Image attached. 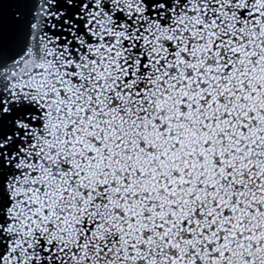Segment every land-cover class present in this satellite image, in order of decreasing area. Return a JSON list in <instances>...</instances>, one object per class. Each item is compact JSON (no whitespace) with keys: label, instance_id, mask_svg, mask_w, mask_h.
I'll return each instance as SVG.
<instances>
[{"label":"snow or ice","instance_id":"6c2138e0","mask_svg":"<svg viewBox=\"0 0 264 264\" xmlns=\"http://www.w3.org/2000/svg\"><path fill=\"white\" fill-rule=\"evenodd\" d=\"M0 264H264V0H0Z\"/></svg>","mask_w":264,"mask_h":264}]
</instances>
